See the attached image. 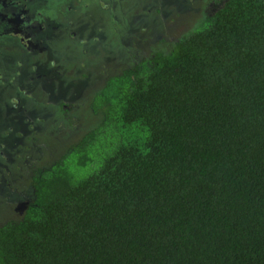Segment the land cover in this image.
Returning a JSON list of instances; mask_svg holds the SVG:
<instances>
[{"label": "trees", "instance_id": "trees-1", "mask_svg": "<svg viewBox=\"0 0 264 264\" xmlns=\"http://www.w3.org/2000/svg\"><path fill=\"white\" fill-rule=\"evenodd\" d=\"M206 10L78 109L94 128L33 178L0 264H264V0Z\"/></svg>", "mask_w": 264, "mask_h": 264}, {"label": "rangeland", "instance_id": "rangeland-1", "mask_svg": "<svg viewBox=\"0 0 264 264\" xmlns=\"http://www.w3.org/2000/svg\"><path fill=\"white\" fill-rule=\"evenodd\" d=\"M208 3L0 0V226L21 218L34 197L33 178L94 128L78 109L90 107L110 79L206 21ZM72 156L65 163L71 174L97 167L80 169L81 156Z\"/></svg>", "mask_w": 264, "mask_h": 264}, {"label": "flooded vegetation", "instance_id": "flooded-vegetation-1", "mask_svg": "<svg viewBox=\"0 0 264 264\" xmlns=\"http://www.w3.org/2000/svg\"><path fill=\"white\" fill-rule=\"evenodd\" d=\"M1 6V5H0ZM0 12L2 13V15L1 16H4V12H3V8L1 7V9H0ZM1 120V119H0ZM4 127H3V125H2V123H1V121H0V130L1 129H3Z\"/></svg>", "mask_w": 264, "mask_h": 264}]
</instances>
